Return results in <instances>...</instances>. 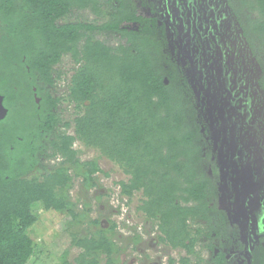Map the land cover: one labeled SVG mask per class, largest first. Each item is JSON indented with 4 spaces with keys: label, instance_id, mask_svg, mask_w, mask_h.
<instances>
[{
    "label": "trees",
    "instance_id": "obj_1",
    "mask_svg": "<svg viewBox=\"0 0 264 264\" xmlns=\"http://www.w3.org/2000/svg\"><path fill=\"white\" fill-rule=\"evenodd\" d=\"M105 1L116 11L94 24L70 20V14L89 9L101 15L100 0H0V94L8 110L0 119V264H27L33 256L35 206L63 214V230L81 249L73 259L66 250L58 264H121L125 245L141 241L137 233L121 240L115 220L104 227L91 217V201L79 206L73 200L77 178L83 196L103 189L99 160H83L76 141L128 176L118 182L119 199L141 192L138 211L173 247L192 253L188 221L208 219L212 211L210 179L201 171L200 130L196 121L191 119L193 127L188 123L176 64L163 65L164 45L131 0ZM238 1L239 10L256 15L242 25L254 47V39H264V0ZM131 22H139L140 30L127 27ZM112 33L116 44L96 38ZM65 56L77 66L60 95L51 89L62 79L55 66ZM64 103L73 106L72 122L64 119ZM72 123L73 134L66 131ZM182 262L189 264L187 258Z\"/></svg>",
    "mask_w": 264,
    "mask_h": 264
},
{
    "label": "rangeland",
    "instance_id": "obj_2",
    "mask_svg": "<svg viewBox=\"0 0 264 264\" xmlns=\"http://www.w3.org/2000/svg\"><path fill=\"white\" fill-rule=\"evenodd\" d=\"M132 1L136 14H141L146 18H157L158 14L154 13L153 10H147L146 8L144 10L139 6L138 0ZM221 2H225L227 5H223ZM193 4L197 6L194 12L190 14L193 16L192 23L194 22L192 36L201 38L204 41V48L196 55L193 50L189 51L187 47L178 46V49H176L175 43L172 42L171 38H168L167 42L164 43L167 58L165 56L166 59L163 61V65H167L172 58L178 61L179 67L177 69L179 70L180 79L177 80V85L187 102V120L192 127L194 126L192 120L196 121L195 123L200 130L198 144L200 154L204 158L201 163V171L210 179L207 192L208 200H215L213 206H219V212L215 213L214 220L212 218L210 223L201 221V224L205 231L220 232L224 220L223 208L226 207L227 201L230 199L227 193L229 185L225 183L227 174L230 171L228 169L230 154L226 150L227 148H225L226 151H223L217 143L221 138L218 133L220 129L214 124L216 117L229 106L227 100L222 99L226 96V93H223L226 90L223 87V78L219 77L220 67L221 65L226 66V73L231 75L232 86L238 82L239 87L249 88L254 107V118L261 120L259 131L264 133V87L261 85V79L264 78V39H254L253 46L256 49L250 45L249 40L253 36L250 32L249 36L244 34L246 32H244L243 26H248V20H254L256 15H250L245 10H239L242 4L238 0H231L230 3H228V0H195ZM186 7L192 11V5L187 4ZM233 18L235 23L232 25ZM148 19L152 20L151 18ZM70 20L100 24L99 19L90 10L76 11L70 16ZM177 33L179 32L176 31L172 35L175 36ZM188 33L189 29L187 28L184 35ZM97 37L101 40L106 39L113 44L118 43L115 33L110 34L108 38L107 35L103 34H98ZM209 41L211 45H209ZM74 67L76 65L69 56H65L62 62L55 67L56 71L66 72V78L62 77L54 88L56 93L62 95ZM166 80L168 82V79ZM221 94L224 97H221ZM62 107L64 119L72 122L74 117L73 106L63 105ZM229 114L231 115V113ZM227 118H230V116H227ZM73 130V123L71 126L66 127L67 132L72 133ZM74 147L81 149L83 160L92 158L99 160L102 171L98 176L103 189L93 188L89 192H85L83 196L81 195L83 192H80L81 180L77 178L73 189L70 191L73 200H77L79 206L85 200L91 201V217L100 218L104 227L109 225L108 220H115L118 224L117 230L122 234L119 235L121 240L125 236L133 235L134 232L140 231L143 234L144 242L134 247L132 244L128 246L124 244L126 247L121 253V264H163L161 259L164 256L166 257L165 253H170V256L174 257H180L184 254V251L177 253L170 250L168 252L167 249L170 248V245L168 243L160 244L156 236L153 235L156 231L154 222H146L145 220V224L142 225V217L137 210L143 198L141 192H136L130 199V203H127L126 199L124 201L119 199L120 188L118 182L127 181L128 176L116 164L101 156L98 150L84 147L79 142H76ZM44 162L48 165L46 160ZM217 167L219 175L213 177V170ZM231 167V171L236 173V166L231 165ZM104 173H107L108 176ZM97 196H100V199H97ZM119 209L120 211L117 212ZM33 210L38 220L31 233L38 244L35 245L36 251L27 264H58L66 250H68V258L73 259L81 249L71 245L69 232L63 230V225L66 222L64 215L55 211H47L40 206H35ZM126 213L132 214V216L129 218ZM125 224L127 225L125 226ZM93 228L90 229L93 230ZM192 228L195 229V227ZM214 237L211 236L207 240V244L218 246V243L224 244V241L225 244H231L227 238H224L222 242L219 236L218 240H215ZM200 246L203 247H197L200 252L203 251L206 256L210 255L211 249L205 248V250L203 244H200ZM224 247L228 248V245H224ZM191 260L195 262L196 257Z\"/></svg>",
    "mask_w": 264,
    "mask_h": 264
},
{
    "label": "flooded vegetation",
    "instance_id": "obj_3",
    "mask_svg": "<svg viewBox=\"0 0 264 264\" xmlns=\"http://www.w3.org/2000/svg\"><path fill=\"white\" fill-rule=\"evenodd\" d=\"M100 1L104 4L103 14L94 15L99 19V22L102 23L104 20L111 18L112 12L116 10L114 6L105 5V0ZM133 1L135 2V0ZM194 1L195 0H138V4L143 9L153 10L154 13L158 14L157 18L147 17V19H152L150 22V29L163 45H165L164 43L167 42L168 38H171L172 42L175 43L177 47L176 49H178V46L187 47L189 51L193 50L195 54L198 55L204 48V41H202L201 38L192 36L194 22L192 23L193 16L190 14L194 12L197 6L193 4ZM112 4H118L117 0H112ZM187 4L192 5V11L186 7ZM222 4L227 5L225 2ZM75 12L76 11H74V13ZM72 15L73 13L70 14V16ZM64 22L65 19L63 18L57 21L58 24H63ZM233 23H235L234 18L232 25ZM140 26L141 24H139V22H131L127 27L140 30ZM3 27L4 24L0 17V40L2 39ZM187 28L189 29V33L184 35V31ZM176 31L179 33L175 36L172 35V33L174 34ZM209 45H211L210 41ZM164 51L166 52L165 47ZM170 63H175L176 67H179L178 61L173 58L170 60ZM165 66L169 67L170 64L168 63ZM226 70V66L221 65L219 77L223 78V87L224 90H226L223 91V93H226V96L224 97V95L221 94V97L227 100L229 106H227V109H225L223 113H220V115L216 117L214 123L215 126L220 129L218 133L221 138L217 143L221 146L223 151L227 150L230 154V160L228 161V169L230 171L225 180V183L229 185L227 193L230 199L227 201L228 204H226V207L223 208L224 220L222 227L220 232H210L208 230L205 231L201 224V221L210 223L212 218L214 220L215 213L219 212V206H213L215 200H209V206L213 207L212 211H209V218L200 219L196 222L188 221L194 239L193 252L189 253L184 247H173L167 241L160 240V237L163 236L158 225L155 223L156 231L153 235L156 236L160 244L164 245V243H168L170 245V248L167 249L168 252H170V250L176 251L177 253L179 251H184V254L180 257L170 256V253H165L167 258L164 256L161 259L163 264H184L182 259L186 258L189 260V264H216L215 259L217 257L222 259L223 264H264V133L259 131L261 120L254 118V107L251 101L252 98L249 94V88L239 87L237 84L238 82L232 86L231 75L227 74ZM62 73V77L66 78V72ZM58 81L59 79L57 82ZM51 91H54V88H52ZM36 102H40L38 96ZM64 105L67 106L66 103H64ZM229 113H231V115ZM227 116H230V118H227ZM73 133L74 131L71 134ZM225 148L227 149L225 150ZM231 165L236 166V173L231 171ZM213 173V177H218V167L213 170ZM131 198L127 197V203H130L129 201ZM139 213L142 217L141 219L138 215L142 225L145 224V220L146 222H153L142 212L139 211ZM126 214L129 218L132 216V214ZM192 227H195V229ZM132 228L135 230L134 227ZM136 233L139 236L141 235V241L138 244L144 242L142 232H134V234ZM210 235L215 236V240H218L219 236L222 242L224 238H227L230 240L231 244H225V241L223 242L224 244L218 243V246L207 244V240L211 237ZM200 244L204 245V249H211L210 255L206 256L203 251L200 252L197 249L198 246L203 248ZM224 245H228V248L224 247ZM132 246L134 247V244H132ZM227 250H229V252H227ZM194 257H196V260L192 262L191 259Z\"/></svg>",
    "mask_w": 264,
    "mask_h": 264
},
{
    "label": "water",
    "instance_id": "obj_4",
    "mask_svg": "<svg viewBox=\"0 0 264 264\" xmlns=\"http://www.w3.org/2000/svg\"><path fill=\"white\" fill-rule=\"evenodd\" d=\"M4 97L0 94V119H3L7 115V108L4 106L3 103Z\"/></svg>",
    "mask_w": 264,
    "mask_h": 264
}]
</instances>
